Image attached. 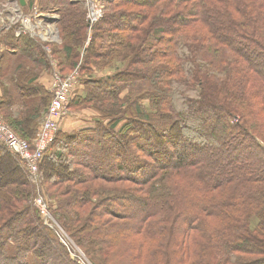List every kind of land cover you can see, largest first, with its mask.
<instances>
[{
	"label": "trees",
	"instance_id": "16d2710c",
	"mask_svg": "<svg viewBox=\"0 0 264 264\" xmlns=\"http://www.w3.org/2000/svg\"><path fill=\"white\" fill-rule=\"evenodd\" d=\"M64 1L53 55L62 77L79 68L66 117L80 103L97 114L53 150L58 132L40 163L53 217L69 234L93 229L88 244L99 228L122 229L132 264H264V0H110L83 53L86 12ZM3 43L19 51L0 57V117L34 149L38 106L47 115L52 101L50 55L12 32ZM84 79L87 96L73 104ZM164 138L167 158L153 149ZM209 141L220 154L203 149ZM0 156V264H52L56 253L78 264L31 207L24 162L1 143ZM107 237L101 245L118 263Z\"/></svg>",
	"mask_w": 264,
	"mask_h": 264
},
{
	"label": "rangeland",
	"instance_id": "374dc122",
	"mask_svg": "<svg viewBox=\"0 0 264 264\" xmlns=\"http://www.w3.org/2000/svg\"><path fill=\"white\" fill-rule=\"evenodd\" d=\"M25 1H26V5L27 6L25 5L26 6L25 9L22 11L25 16L30 15L32 10H33V8H37L40 13H43V14L50 13V14H53V15L56 16V18H57V20H56L57 24L56 25H57V28H58V31H59V35H60V43H54V44L50 45L51 54L49 56V61H50V63H54V65H57V67L59 68V62L53 55L54 54L53 45H57L58 44L60 46V44H63V40H62L61 33H60L61 32L60 31V24H61V21L63 19V15L59 11V9H65L66 2L64 0H25ZM71 3L72 4H77V3L80 4V8H82L86 12V15H87L88 7H87L86 0H71ZM17 6H21L20 0H0V12L3 13L2 16H0V57L1 56H7L5 54H9V53H12V52L15 53V52L19 51V49H17V48L9 49L8 45L3 43L4 37H6L9 32L13 33L14 38L16 40L17 39H23L24 40V38H25V40H27V41H33L34 42L33 44L38 46L40 49L43 48V50H44V45L40 41H38V39L31 38L30 36H26V35H21L20 37H17V34L19 32V30H17V28L19 27V25H11L10 24V20L13 21L14 19H16V20L18 19V17H17L18 16ZM104 12H106V6H105V11ZM123 18L124 17H121V20H120V17L119 18H114V20H113L114 24L115 23L116 24L120 23V21H122ZM93 29H94V27H93ZM87 33H88V37H87V42H88L89 38L92 37L93 30L91 32L88 30ZM88 46H90L88 43H85L83 45L82 53L87 48H89ZM87 64H88V62L86 60L85 66ZM52 69H53V67L50 66L49 67V73H50V70H52ZM27 73H28V70H24L21 73V76H23V75L26 76ZM83 74H84L85 79H86L88 73L86 71H84ZM83 74H82V78H83ZM80 75H81V73H80ZM85 79L83 81L84 85L83 84L80 85V89L78 90L77 95L74 98V101H73L74 103L73 104H75V102L78 99L83 100L87 96L86 83L88 82V80H85ZM94 79H96V77H94ZM181 90L185 91L186 89H185V87H183V88L181 87ZM128 92L129 91H125L124 94H128ZM13 93H14L13 94V98H14V96L17 97V95H18L17 91H14ZM0 94H1V89H0ZM22 104L24 105V103H22ZM38 104H40L39 100H35V102L33 103V105H38ZM49 104H50V102H49ZM80 104H78L77 106L76 105L73 106L70 116L68 118L67 117L64 118L62 120V122L59 124V130H58L59 135H58V139H57V143H56L55 147L54 148L52 147L53 150H56L57 146H62V143H68L67 139L69 137H73V136L77 135L82 128L88 126L92 122L91 118L89 116L94 115V113H96L93 110V106L92 105H88V106L86 105V107H84V106H80ZM45 107H47V105ZM38 108L41 111L42 118L45 121V118L47 116L45 113H47L48 108H46L45 112L41 108V106H38ZM127 108H128V106H127ZM12 110L17 112L19 110L21 111L22 108H21V106L20 107L19 106H15L14 108L12 107ZM130 112H132V111L130 110ZM3 122L6 124L5 121H3ZM124 124H125V122L122 123L121 126H123ZM190 125L191 126H195L194 123L193 124L190 123ZM261 126L264 128V123L263 124L261 123ZM41 127H40V129H41ZM164 128H165L164 124H161L159 127H157V131L160 133L159 137H161V135L163 134ZM261 130L262 129L260 128V131ZM185 138H187V139H189L191 141H192V139L194 140L193 135H190V134L186 135ZM113 143H114V141H113ZM211 144L212 143L210 141L201 143L203 149L207 153L211 154V156L220 154L221 151L216 146H212ZM111 146H112V143L109 144V147H111ZM168 146H169L168 142L164 138V139H161L160 143L157 144L156 146H154L153 149H156V147H158L159 148L158 150L163 152V157L167 158V156H168L167 155L168 154L167 153ZM69 148L73 149V148H77V147L72 145ZM102 149H103V147L97 146L96 149H94L92 151V154H94V155H97V153L101 154V153H103ZM114 150H115V148H114ZM129 151H132V148L130 146H128L127 149H126V153H127V157L128 158L131 157V155H132ZM153 153L156 154V151L153 150ZM50 155H51V153L48 154V156H50ZM0 158H1V156H0ZM46 158H45V161H46ZM147 163H149L150 165H153V166L157 165L155 163V161H153V160H151V161L148 160ZM27 169L24 168V170L27 171V173H25V176L27 175V180H28L29 184L34 187V192L32 191V193H31V198H30L31 200L29 201V203H30L31 207L34 210H36V211L38 210L40 212V214H41V211L36 206L37 205L36 204L37 200L38 199H42L45 202V204L47 205V207H48V204L45 201V197L50 199L49 195H51V198H53L54 197L53 196L54 192H53V189H51V187H50L51 186L50 182L46 183L45 180H43V179L41 180L40 173H38L35 176V175H32L30 173V171L27 170ZM82 170H83V172L80 169V171H81L80 173H83V176L85 178V176L88 175L87 170L86 169H82ZM65 172L66 171H62L61 174L65 176ZM28 174H29V176H28ZM114 174H115V172H114ZM46 180L54 182V177L51 175L50 178L49 179L47 178ZM22 182H20V183H22ZM117 186H119V185H117ZM128 186H130L131 189L132 188L133 189H137L138 188V186L132 185V184H129ZM87 187H86V189H87ZM54 191H55V189H54ZM82 194H83L82 192L81 193L74 192L72 194V198L73 199H78V196L80 197V195H82ZM132 207L133 208H127L126 212L125 211L122 212L121 210L117 211V212H122L123 214L127 213L128 215H130L128 209H130V210L133 209V211L136 212V210L138 208L136 205L135 206L133 205ZM48 209H49V207H48ZM49 213H50V218L47 221L44 219V221H45V224H47L54 231L55 234H53V235L55 237L57 236V238H58V239L55 238V241H56L55 245L59 248V250H61L59 245H63L65 247L69 257L72 260H75L76 262H78V264H112V262H111L112 258L110 256V254H108L107 247L101 245V243H103L105 240L108 239L107 236H111V238H116V239H113V241H114V246H116L117 248L112 250V257H113V260L117 261L118 263H113V264H132V259H131L132 254H133L132 252H128L129 261H127L126 259H123V255H126V251L127 250H126V246L124 245V241L121 240V237H125V234H126V233H123L122 229L118 228L117 231L112 229V230L107 232L104 227L99 228L98 230H96L94 232V234L96 236L95 237L96 239L93 236L91 238V241H90L91 243L90 244H88V241L86 242L84 240L87 239L86 238L87 236L85 237V235L91 233V231L93 233V229L88 228L87 234H79L78 232L73 230L74 233H70V234H72V236L75 238V241L77 243L76 244L71 239V237H70L71 235L67 232L68 230L65 229L62 224L57 222L56 218L53 217V215L51 214L50 210H49ZM113 220L115 222H117V223H119V221H120V219H116V218H113ZM95 225L96 226H101L102 224L95 223ZM89 226H91V224ZM83 231H85V230H83ZM76 237H78V238H76ZM79 247L80 248L82 247L81 248L82 250ZM59 255L62 256L61 254H59ZM57 256H58L57 253L56 254H52V257L54 259V262L52 264H61V262L57 259Z\"/></svg>",
	"mask_w": 264,
	"mask_h": 264
},
{
	"label": "built area",
	"instance_id": "2783aa9c",
	"mask_svg": "<svg viewBox=\"0 0 264 264\" xmlns=\"http://www.w3.org/2000/svg\"><path fill=\"white\" fill-rule=\"evenodd\" d=\"M108 1L110 0H86L88 7L86 18L90 32L104 17L105 6ZM21 6H17L18 19L10 20L11 25H19L17 37L26 35L38 39L44 45V50L50 55V45L60 43L56 16L50 13H40L37 8H33L31 14L25 16L22 12L25 6ZM2 14L0 12V16ZM90 41L91 38H89L87 43L89 44ZM51 66L53 67L51 84L52 101L49 112L37 135L34 149L30 147L28 142L15 135L0 117V143L17 155L27 166L30 173L35 176L39 173L40 163L45 153L56 139L61 120L69 113L70 97L78 84V68L67 77H62L57 65L51 63ZM36 204L47 221L50 218L47 205L42 199H38Z\"/></svg>",
	"mask_w": 264,
	"mask_h": 264
},
{
	"label": "water",
	"instance_id": "95a60500",
	"mask_svg": "<svg viewBox=\"0 0 264 264\" xmlns=\"http://www.w3.org/2000/svg\"><path fill=\"white\" fill-rule=\"evenodd\" d=\"M20 3H21L22 6L26 5V1L25 0H20Z\"/></svg>",
	"mask_w": 264,
	"mask_h": 264
},
{
	"label": "bare ground",
	"instance_id": "6f19581e",
	"mask_svg": "<svg viewBox=\"0 0 264 264\" xmlns=\"http://www.w3.org/2000/svg\"><path fill=\"white\" fill-rule=\"evenodd\" d=\"M92 31V30H91Z\"/></svg>",
	"mask_w": 264,
	"mask_h": 264
}]
</instances>
